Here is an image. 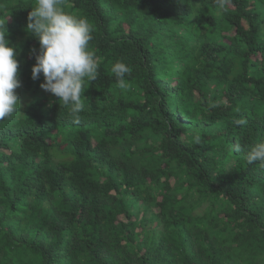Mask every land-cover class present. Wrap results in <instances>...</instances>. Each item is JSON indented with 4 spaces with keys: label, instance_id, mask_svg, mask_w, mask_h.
Listing matches in <instances>:
<instances>
[{
    "label": "trees",
    "instance_id": "trees-1",
    "mask_svg": "<svg viewBox=\"0 0 264 264\" xmlns=\"http://www.w3.org/2000/svg\"><path fill=\"white\" fill-rule=\"evenodd\" d=\"M35 4L0 0V264H264V0H61L99 64L79 121L31 78Z\"/></svg>",
    "mask_w": 264,
    "mask_h": 264
},
{
    "label": "clouds",
    "instance_id": "clouds-1",
    "mask_svg": "<svg viewBox=\"0 0 264 264\" xmlns=\"http://www.w3.org/2000/svg\"><path fill=\"white\" fill-rule=\"evenodd\" d=\"M220 9L225 0H217ZM61 0H36L27 15V32L38 41L34 49L35 63L31 78L43 76L40 88L51 93L65 106L71 118L79 121L84 109L82 96L85 82L97 79L99 64L96 54L90 50L92 25L85 17L66 12ZM6 20L0 19V120L15 113L19 107L16 89L21 86L18 78L19 61L16 48L7 39ZM132 69L123 61L111 67L117 87L127 91L130 87L126 77ZM238 123H245L241 120ZM264 159V146L254 149L248 156L252 163Z\"/></svg>",
    "mask_w": 264,
    "mask_h": 264
}]
</instances>
